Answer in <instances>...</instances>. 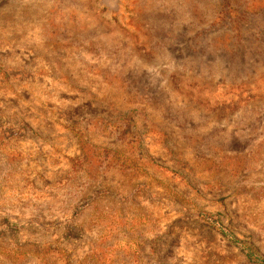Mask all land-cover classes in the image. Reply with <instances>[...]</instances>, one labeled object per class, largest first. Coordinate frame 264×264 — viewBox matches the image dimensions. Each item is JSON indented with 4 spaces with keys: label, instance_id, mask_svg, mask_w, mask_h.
<instances>
[{
    "label": "rangeland",
    "instance_id": "rangeland-1",
    "mask_svg": "<svg viewBox=\"0 0 264 264\" xmlns=\"http://www.w3.org/2000/svg\"><path fill=\"white\" fill-rule=\"evenodd\" d=\"M0 264H264V0H0Z\"/></svg>",
    "mask_w": 264,
    "mask_h": 264
}]
</instances>
